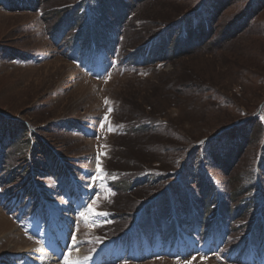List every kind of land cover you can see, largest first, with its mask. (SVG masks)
Segmentation results:
<instances>
[{
  "label": "rangeland",
  "instance_id": "rangeland-1",
  "mask_svg": "<svg viewBox=\"0 0 264 264\" xmlns=\"http://www.w3.org/2000/svg\"><path fill=\"white\" fill-rule=\"evenodd\" d=\"M216 1L0 0V264L43 252L19 223L47 207L76 217L60 264L136 220L166 245L182 223L199 252L110 264H243L229 248L264 219V0ZM79 33L108 56L99 76L70 58Z\"/></svg>",
  "mask_w": 264,
  "mask_h": 264
},
{
  "label": "bare ground",
  "instance_id": "bare-ground-1",
  "mask_svg": "<svg viewBox=\"0 0 264 264\" xmlns=\"http://www.w3.org/2000/svg\"><path fill=\"white\" fill-rule=\"evenodd\" d=\"M54 209L56 210V207H54ZM57 211V210H56ZM55 211V217H59L60 215H62V214H64L63 213V210H62V208L61 209H59V212H56ZM65 215V217H66V219H67V221H65V223L66 224H70L71 223V225H72V223H73V221H74V215H72V216H69L67 213H65L64 214ZM1 220H2V223H1V225L2 226H7L10 222L7 220V218H4L3 219V217L1 218ZM63 227V224H62V226H61V228ZM72 229H73V226H72ZM62 230H64V231H66V232H70L71 230L70 229H67V228H65V226H64V229H62ZM9 233H13V232H9ZM26 241V240H25ZM25 241H23L22 242V244H23V246L20 244V250H21V252L23 251V250H27V249H30L29 248V246H27L26 244L27 243H25ZM26 242H28V241H26ZM18 245H19V243H17ZM51 245L52 246H59L60 248H61V246H65L66 248L67 247H69L70 246V243L69 242H67V243H65V244H61L59 241H52L51 242ZM25 246H27L26 248H25ZM20 250L18 251V252H20ZM20 252V253H21ZM39 251L37 250V252H35L34 253V255L35 256H33V257H29V259H31V260H34L35 262H38L40 259H41V264H60V262L59 261H61V260H59V257H58V255H56L55 253H52L51 251H43L42 253H38ZM39 256H42V258H40ZM52 256L53 257H55V259L54 260H50L51 258H52ZM59 260V261H58ZM58 261V262H57ZM17 262L19 263V264H27V262H23V263H20L21 261H20V259L19 260H17Z\"/></svg>",
  "mask_w": 264,
  "mask_h": 264
},
{
  "label": "crops",
  "instance_id": "crops-1",
  "mask_svg": "<svg viewBox=\"0 0 264 264\" xmlns=\"http://www.w3.org/2000/svg\"><path fill=\"white\" fill-rule=\"evenodd\" d=\"M17 1H26V0H17ZM27 1H28V0H27ZM193 18H194V22L197 24V26H199L200 23H199L198 19H197L196 17H193ZM176 55H178V53H177ZM40 246H41V245H40ZM35 252H37V251H35Z\"/></svg>",
  "mask_w": 264,
  "mask_h": 264
},
{
  "label": "trees",
  "instance_id": "trees-1",
  "mask_svg": "<svg viewBox=\"0 0 264 264\" xmlns=\"http://www.w3.org/2000/svg\"><path fill=\"white\" fill-rule=\"evenodd\" d=\"M218 1H216L215 0V2L214 3H217ZM203 35H206V34H203ZM204 37V36H203ZM237 135H241V133L239 132V134H237ZM44 147V146H43ZM44 150H47V148H45ZM49 151V150H48ZM49 154V153H48ZM50 155V154H49ZM262 235H264V226H263V230H262V233H261Z\"/></svg>",
  "mask_w": 264,
  "mask_h": 264
}]
</instances>
